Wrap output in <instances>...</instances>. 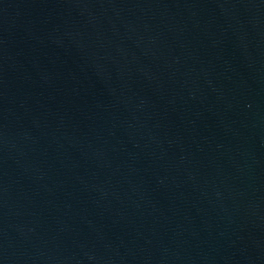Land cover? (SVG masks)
Wrapping results in <instances>:
<instances>
[{
  "label": "water",
  "instance_id": "95a60500",
  "mask_svg": "<svg viewBox=\"0 0 264 264\" xmlns=\"http://www.w3.org/2000/svg\"><path fill=\"white\" fill-rule=\"evenodd\" d=\"M0 264H264V0H0Z\"/></svg>",
  "mask_w": 264,
  "mask_h": 264
}]
</instances>
